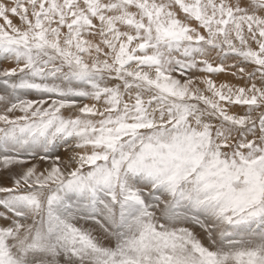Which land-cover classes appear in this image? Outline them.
I'll use <instances>...</instances> for the list:
<instances>
[{"label": "snow or ice", "instance_id": "1", "mask_svg": "<svg viewBox=\"0 0 264 264\" xmlns=\"http://www.w3.org/2000/svg\"><path fill=\"white\" fill-rule=\"evenodd\" d=\"M0 264H264V0H0Z\"/></svg>", "mask_w": 264, "mask_h": 264}]
</instances>
